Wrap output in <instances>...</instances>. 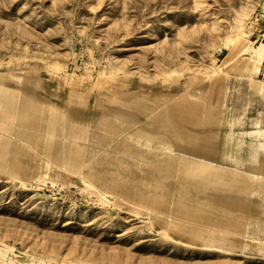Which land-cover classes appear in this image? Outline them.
Masks as SVG:
<instances>
[{
	"label": "rangeland",
	"instance_id": "rangeland-1",
	"mask_svg": "<svg viewBox=\"0 0 264 264\" xmlns=\"http://www.w3.org/2000/svg\"><path fill=\"white\" fill-rule=\"evenodd\" d=\"M248 1L0 0V96H13L16 102L30 87L51 103L65 104L52 113L75 105L84 117L95 106L114 120L135 109L143 122L152 110L142 101L135 103L136 97L121 111L107 106L123 104L122 94L152 88L163 95L159 97L180 104L163 108L164 114L190 115L179 120L182 128L203 135L192 146L229 142L230 137L237 148L253 144L258 169L264 138V64L258 74L251 67L240 73L243 67L238 65L220 73L214 66L226 54V25ZM250 1L255 7L246 32L257 46L264 40V21L255 19L263 7ZM167 90L174 95H165ZM3 124L0 121V127ZM245 150L243 145L239 155ZM14 169L0 170V251L7 261L250 264L236 258V252L188 241L190 235L168 224L167 213L162 218L148 212L157 204L142 208L133 202L129 208L113 198L102 199L100 188L87 187L68 173H63L65 181L38 178L45 165ZM214 224H201L203 236L213 235L214 228L228 236L230 226Z\"/></svg>",
	"mask_w": 264,
	"mask_h": 264
},
{
	"label": "bare ground",
	"instance_id": "bare-ground-1",
	"mask_svg": "<svg viewBox=\"0 0 264 264\" xmlns=\"http://www.w3.org/2000/svg\"><path fill=\"white\" fill-rule=\"evenodd\" d=\"M249 1L245 2L225 27L222 49L226 54L214 65L220 73L238 65L243 67L240 73L251 67L252 73L258 74L264 64V40L255 46L246 32V21L255 7V4ZM255 2L263 7L262 0ZM261 37H264V33ZM262 86L260 91L264 94V84ZM29 88L23 90L17 98L13 116L15 126L10 142L11 154L6 171L11 172L10 169L15 168L14 170L23 172L45 165L46 171L38 178L60 177L61 181H65L66 179L62 178L63 173H68L78 177L87 187L100 188L102 199L113 198L129 208H132L133 202L142 208L157 204L159 210L167 213L168 224L178 229L181 235L187 233L190 238H197L200 233H204L201 224L213 222L202 215L201 208L214 205V191L217 189L229 191L238 186L235 184L239 178L236 175L229 176L230 173L224 176L220 181L225 179L226 183L219 182L213 176L219 169L212 158L206 157L205 161L198 163L179 152L178 159V155L172 157L173 165L167 164L157 148L172 153L171 150L182 149V142H186L192 148L194 147L192 144L195 141L200 142L203 137L201 133H196V130L186 131L182 128L183 122L179 120L189 118L190 115L187 113L182 111L163 113L165 107L180 106L171 103V100H168L170 98L157 96L158 99L155 101H145L144 103L152 110L147 119L142 122L134 119L129 113L128 125L122 122L120 117L114 120L107 119L106 109L91 119H81L70 107L52 113L54 107H63L65 104L51 103L38 93L29 91ZM125 96L127 95L122 94V99ZM155 103L159 105L156 106ZM198 120L197 123L201 124L202 118ZM171 127L176 131H172ZM121 147L127 148V159L118 151ZM203 151L204 149L199 152L205 154ZM226 153L228 162L231 163L232 158L234 163V154L223 152V158L226 157ZM237 155L240 159L239 153ZM129 164L136 168L135 172L129 169ZM252 164L254 165V156ZM120 171H127L128 174L122 175ZM198 191L206 192V198L202 200L196 198ZM169 196H172L170 200ZM188 198L195 201H185ZM162 205L164 206L161 207ZM139 207L137 209L135 207L134 210H139ZM6 257L0 251L2 258L0 264H16L12 258L7 261ZM24 264L36 263L30 261Z\"/></svg>",
	"mask_w": 264,
	"mask_h": 264
},
{
	"label": "crops",
	"instance_id": "crops-1",
	"mask_svg": "<svg viewBox=\"0 0 264 264\" xmlns=\"http://www.w3.org/2000/svg\"><path fill=\"white\" fill-rule=\"evenodd\" d=\"M164 93L165 95H174V92H171L170 90H167ZM157 96L163 95L156 92V90H152V88L148 91L141 88L138 92L127 93V96L123 98V104H109L107 107L120 110L126 107L124 105L126 102H130V98L136 97L134 98V102L138 103V101H153ZM8 97L9 99H5L3 96H0V121L4 122V127H0V170L4 171H6V167L10 160V142H12L11 134L13 133L14 127L13 116L15 115L17 105V101L14 102L12 100L14 98L13 96ZM69 106L74 112H76L78 117H81V119H91L101 112V110H95V106H93V108L89 112H86L85 116L82 117L79 115L80 112L74 107L75 105ZM129 113L134 116V119H137L135 115L137 112L135 109H132L131 112H121V116H119L120 120L128 125L130 123V121L127 120V118H129L127 117L129 116ZM171 129L172 131H176L175 128L171 127ZM175 134L177 133L175 132ZM230 139L232 141L229 142L214 141L213 143L208 144L198 143L196 147L192 148L189 147V144L186 142H182L183 147L181 150H171L172 153H168L164 152L161 148H157V151H162L163 158H165L167 164L170 165H173L172 157L178 155V159L179 152H181L186 158L193 159L198 163L205 161L204 158L206 157L212 158L217 163L216 167L219 169V172L214 173L213 176L219 180V182H221L220 180L224 176H228L230 173L231 175L229 176L236 175V177H239L235 181V184H238L235 189H230L229 191L217 189L213 193L215 199L214 205L208 207L202 206L203 208H201L203 209L202 215H204L206 219H212V221H215L214 226H230L229 233L227 234L228 236H220L219 232H221L222 229L214 228V234L212 236H203V233H200V235L196 236L197 238L186 239L188 241L191 240L197 242L199 246L236 252V258H245V261L250 264H264V143L261 144V164L260 167L256 169L252 164V157L254 156L252 149L253 144L241 143L237 148V143H233L232 137H230ZM243 145H246V150L245 152H241L240 159H238V150L241 146L243 147ZM202 149H204L203 152H205V154L200 153ZM118 151L122 153L124 159H127V148L121 147ZM194 151H197L198 153L194 154ZM223 152L234 154V163H232V158L231 163L228 162L227 153L226 157L223 158ZM168 155H171V158ZM129 166V169L134 172L136 171V168L133 167V165L129 164ZM120 174L126 176L128 172L120 171ZM226 181L227 180L224 179L221 183H226ZM237 188H240V190ZM244 188L246 189L243 190ZM206 196V192L198 191L196 198L202 200L205 199ZM150 214H153L156 217L159 215L163 216L164 211H159L158 207H156L155 210L151 208ZM160 221L161 223H164L163 220ZM238 252H244L246 256L244 255L243 257Z\"/></svg>",
	"mask_w": 264,
	"mask_h": 264
},
{
	"label": "built area",
	"instance_id": "built-area-1",
	"mask_svg": "<svg viewBox=\"0 0 264 264\" xmlns=\"http://www.w3.org/2000/svg\"><path fill=\"white\" fill-rule=\"evenodd\" d=\"M262 1L264 3V0H262ZM259 19H261L262 21H264V4H263V10H262L261 14L259 15V18H256L255 20L258 21ZM261 75L264 78V69H263V72L261 73Z\"/></svg>",
	"mask_w": 264,
	"mask_h": 264
}]
</instances>
